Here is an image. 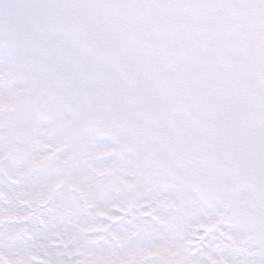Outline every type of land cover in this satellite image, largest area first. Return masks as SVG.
I'll use <instances>...</instances> for the list:
<instances>
[{"label": "snow or ice", "instance_id": "6c2138e0", "mask_svg": "<svg viewBox=\"0 0 264 264\" xmlns=\"http://www.w3.org/2000/svg\"><path fill=\"white\" fill-rule=\"evenodd\" d=\"M0 264H264V0H0Z\"/></svg>", "mask_w": 264, "mask_h": 264}]
</instances>
